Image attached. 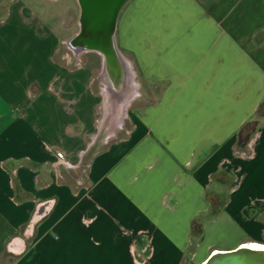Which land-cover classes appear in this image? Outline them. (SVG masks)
Instances as JSON below:
<instances>
[{
	"label": "crops",
	"instance_id": "crops-1",
	"mask_svg": "<svg viewBox=\"0 0 264 264\" xmlns=\"http://www.w3.org/2000/svg\"><path fill=\"white\" fill-rule=\"evenodd\" d=\"M35 10L0 8V264H132L148 238L152 264H180L220 171L219 245L201 231L195 251L264 245V125L235 147L264 98V0H127L115 75L133 110L103 136L97 70L40 49L58 31Z\"/></svg>",
	"mask_w": 264,
	"mask_h": 264
},
{
	"label": "rangeland",
	"instance_id": "rangeland-1",
	"mask_svg": "<svg viewBox=\"0 0 264 264\" xmlns=\"http://www.w3.org/2000/svg\"><path fill=\"white\" fill-rule=\"evenodd\" d=\"M9 1L10 0H0V8L4 9L6 4L9 3ZM23 1H25V3L28 4L31 7V9L35 10L36 8L35 11H37V13L45 17L47 22H49L51 25L53 24L55 26V29H57L59 33L58 34L51 32V29H48L49 32L52 33V36H54L56 39L55 43L53 44L54 46H52V44L49 43V39L45 43L40 44V49L44 48L45 50H50L53 47L51 52V58L54 59L57 57V59H59L61 63H63L64 65H68V66L83 65L85 67H90L91 69H93V72L94 70L95 71L97 70L93 77V84L95 90H97L100 95L103 94L101 90H103V88L105 87L107 88V91H109V94H113L114 97L118 98L120 96V92H122V90H118V89L122 88L124 83L126 88L129 87L126 85V82L128 80L127 75L125 74L123 75L121 74L119 76L115 75V73L117 72L116 69L119 67V63L118 61H115L114 58L112 59V57L110 56L109 57L106 56L102 58V54L99 51H95V50L91 51L85 49L80 51L79 53H75L69 47V42L71 37L78 31L79 28L78 25L79 6L76 0H23ZM110 39L111 42L113 43L114 49L118 51L116 44L115 30L111 35ZM103 68H106V70H103ZM114 81L119 82L118 86L114 83ZM114 97H112L113 99L110 102V110L109 107L107 108V112L109 111V113H106V109L105 111H102L101 108V112L99 114V122L100 123L104 122V125L100 127L101 130L100 136H103L108 130V128H112L113 126H117V125L119 126L120 124L119 122H123L124 127L129 125L128 116L132 114V110H133V107L129 106L130 100H128L125 103L124 115H122V118L118 122L119 124H117V119L114 117L118 115L117 114L118 109L115 106L116 98ZM261 103L263 104H261L258 109L256 108L253 117L248 120L249 121L248 124L247 125H244L245 123L243 124L240 131L242 135L251 128H256L258 125H264V98L261 100ZM244 148L239 150V152L244 153ZM216 180L221 182L222 185L224 184V182L228 183L227 185H229V182L233 183V177L232 178L225 177V175H223V171H220V175L217 176ZM216 180L214 181L215 183L217 182ZM227 185L224 188V190L222 188L218 192L214 191L216 192L215 195H211V193L213 192L212 190L208 191L207 194L209 196V202L207 203V208H206L207 210L203 213H199L197 216H195V218H193V221L191 222L189 228V246L188 249L184 252L180 264H197L202 259V257H205L206 253L209 251V250H205V251L203 250L202 252L195 251L196 244L199 242V238L201 237L200 236L201 231L202 234L206 232V235H208L207 237H204L205 243H210V246L213 247L219 245V242L217 240V236H218L217 232H219L220 222L216 221V218L219 215V213H217L218 207L220 208L225 202V194H226V190L228 189ZM178 221L182 222L181 219H178ZM184 222H186V220ZM204 224H206V227L204 226ZM142 236L146 239L148 238L146 235H142ZM148 240L150 243L149 238ZM168 241L170 240L168 239ZM149 243L147 244V246L150 245ZM154 243H155L154 245L153 244L151 245L152 247H155L157 249L159 243L156 242ZM147 246L145 247V249L141 251L130 250L128 252L132 264H152L151 262L153 259L152 247L150 248V246L148 247ZM196 253H198L197 256L195 255ZM118 262H120L119 264H123L122 263L123 261L121 260Z\"/></svg>",
	"mask_w": 264,
	"mask_h": 264
},
{
	"label": "water",
	"instance_id": "water-1",
	"mask_svg": "<svg viewBox=\"0 0 264 264\" xmlns=\"http://www.w3.org/2000/svg\"><path fill=\"white\" fill-rule=\"evenodd\" d=\"M127 0H76L78 31L70 42L106 53L116 18ZM110 51V49H109ZM107 56V55H105ZM264 264V250L237 245L230 250L211 251L199 264Z\"/></svg>",
	"mask_w": 264,
	"mask_h": 264
},
{
	"label": "bare ground",
	"instance_id": "bare-ground-1",
	"mask_svg": "<svg viewBox=\"0 0 264 264\" xmlns=\"http://www.w3.org/2000/svg\"><path fill=\"white\" fill-rule=\"evenodd\" d=\"M69 47L75 53H79L80 51L85 50V49L86 50H91V51L93 50L94 51V49L87 48V47H85L83 45L79 46V45H76V44H74L72 42H69ZM108 48L110 49V51L108 49V51H106V53L102 52L101 50H98V51L102 54V57H106L105 55H107V57L110 56V57H112V59L114 58L115 61H118V63L120 62V64H119V67L120 68L122 67V64H123V68H125L126 65L123 63L122 59H120L119 56L116 54L117 51L114 49V46H113V43L111 42V39H110V44L108 45ZM95 51H97V50H95ZM132 86H133V88H135V86L133 85V83L131 81H129V87L127 89H123L122 92H120V96L118 98L114 97L113 94H109V92L107 91V89L104 88V91H103L104 100H105L106 104L109 105V110H110V102L113 99L112 97L116 98V105L115 106L118 109L117 119L122 118V115H124L125 103L127 102L128 97L131 96V94H133L135 92L132 89ZM107 113H109V111ZM239 245L240 246H246V247L255 248L257 250H264V245L263 244H260V243H256V242L247 241V242H243V243H241ZM212 251L215 253V252L224 251V250L214 249Z\"/></svg>",
	"mask_w": 264,
	"mask_h": 264
},
{
	"label": "trees",
	"instance_id": "trees-1",
	"mask_svg": "<svg viewBox=\"0 0 264 264\" xmlns=\"http://www.w3.org/2000/svg\"><path fill=\"white\" fill-rule=\"evenodd\" d=\"M261 104H263V103L260 102L258 104L257 109L260 107ZM248 122L249 121L245 122L244 125H247ZM254 129L255 128H251V129L247 130L243 135L240 133V131H241V129H240V131H239V133L237 135L236 146H235L237 148V150H241L242 148L245 147V144L247 143V141H248L249 137L251 136V134L254 132Z\"/></svg>",
	"mask_w": 264,
	"mask_h": 264
},
{
	"label": "built area",
	"instance_id": "built-area-1",
	"mask_svg": "<svg viewBox=\"0 0 264 264\" xmlns=\"http://www.w3.org/2000/svg\"><path fill=\"white\" fill-rule=\"evenodd\" d=\"M55 156H56L57 160H59V161H61V160L63 159V155H62V153L59 152V151H56V152H55Z\"/></svg>",
	"mask_w": 264,
	"mask_h": 264
}]
</instances>
